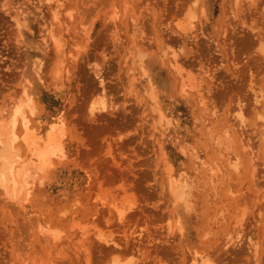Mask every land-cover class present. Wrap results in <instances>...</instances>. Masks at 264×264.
<instances>
[{
    "label": "rangeland",
    "instance_id": "obj_1",
    "mask_svg": "<svg viewBox=\"0 0 264 264\" xmlns=\"http://www.w3.org/2000/svg\"><path fill=\"white\" fill-rule=\"evenodd\" d=\"M37 1L0 0V108L19 95L27 56L38 60L37 126L60 120L64 157L22 205L0 203V264H189L193 251L264 264V0ZM173 64L199 82L204 107L180 93ZM71 218L88 232L79 250ZM41 225L64 235L57 247Z\"/></svg>",
    "mask_w": 264,
    "mask_h": 264
},
{
    "label": "bare ground",
    "instance_id": "obj_2",
    "mask_svg": "<svg viewBox=\"0 0 264 264\" xmlns=\"http://www.w3.org/2000/svg\"><path fill=\"white\" fill-rule=\"evenodd\" d=\"M43 1L44 0H38L37 3ZM256 1L257 0H250L249 4L254 5ZM232 3H233L232 7L238 8L239 0H232ZM186 9L187 8H185V11L188 12V9L187 10ZM189 12L185 13L186 15L183 14V16L185 15V20L189 18V16L187 15L189 14ZM10 19L15 23V26H17L20 29L21 26H25V24L29 21L28 11L19 10L17 12V15L15 16L12 15ZM185 20L184 21L180 20V21L185 22ZM177 23L178 21L175 24L176 26L179 24ZM179 25L178 27L182 31L181 30L178 31L177 29L176 30L178 32H182L181 33L182 36L184 34L187 35L186 28L182 29V27H185V25L183 26L182 22H180ZM189 28L191 27L189 26ZM189 30L192 31L191 29ZM195 38L196 37L193 36L194 40ZM55 45L58 51L59 45L57 44V42L55 43ZM262 54L264 55V49H262ZM166 55L162 56V58H164ZM27 57L29 61L20 77L19 95L16 96L15 98L9 97L11 99L8 101V103L6 102L7 104L6 105L4 104V106L0 108V203H3V209H5L6 206L9 208V206L12 207L14 205H19V206L22 205L26 201L28 196L31 194V192H35V190L38 187V184L41 183L42 178L52 168L56 166L57 161H60V159L64 157L63 141L65 135H64V131L62 130L60 120L56 118L52 121H49L48 123L45 122L46 125L43 126L44 129L42 128V126H37L39 113L35 107V103H36L35 85H36V80L41 77L40 72L42 69V64L38 62V60L31 61L29 58L30 55H28ZM172 66H174V64ZM176 69H179V67L178 68L176 67L175 70ZM55 70H56L54 73L55 75L60 73L59 69H55ZM143 71H144V76H146V80L148 84V92H149L147 93L148 97L150 98L151 101L155 102L157 105L158 102L157 84L154 81L151 73L146 68H143ZM174 72H176V75L179 78L180 93L187 94L189 91H194L197 94L198 104L204 107L205 102L200 92L199 82H196L194 79L188 78L187 75L186 77L182 76V73L180 71L176 70ZM101 83L102 81L100 80V85ZM257 103H259V101H256V104ZM95 107H96L95 103L92 102V104H90L89 107L90 109L89 111L91 115H94ZM158 108L159 107L157 106V108L156 109L154 108V110L158 112L159 123H160L163 120L165 121V114L162 110ZM259 116L263 123L260 127V130L264 131V107ZM232 132L233 134H235V131ZM225 134L226 133H224L223 135ZM251 155L253 156V152L250 150L248 152V156L250 157V159L247 162L248 164H250V167L253 166L254 163L252 162L255 157V156L252 157ZM243 156L247 158L246 153H244ZM232 167L235 170L238 168L236 164H232ZM253 168L254 167L250 169ZM165 171H166V183L169 192L170 193L172 192L175 198H179V197L182 198L183 197L182 190H184L185 185H181L178 187V185L180 184H178L176 179L174 178V174L171 167H166ZM105 206H107V204L102 203V207ZM114 210L116 211L117 216H121V213H123L124 210H126V208H124L121 205L118 206L117 208H114ZM67 231L68 234H66L65 236L67 241L69 240L71 242V237L73 236H75V238L77 237L78 238V239L76 238L77 242L76 241L75 242L79 243V245L75 246V248L76 250L81 249L82 247L81 243L83 242L82 239L86 237V234L88 232L82 227L81 224L73 221V218H71V221L69 222ZM39 232H40L39 236L43 238L42 242H44L45 244L52 243L53 248L57 247L58 241L62 239L61 236H64L63 234L60 235L61 234L60 232H54V227H47V225L46 226L41 225ZM94 236L97 239V241H99L100 243L103 242L106 245L110 244V240L107 241L106 239H103V237L99 232L97 233L95 232ZM112 244L115 245L114 243ZM227 244L229 243L227 242L226 245ZM203 258L204 256H201L200 253L193 251L191 252L189 264H209V262H206L208 261L206 257L204 258L206 261ZM14 262L15 260L14 261L12 260L10 264H14ZM110 264H121V262H118L113 259Z\"/></svg>",
    "mask_w": 264,
    "mask_h": 264
}]
</instances>
